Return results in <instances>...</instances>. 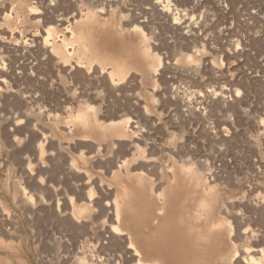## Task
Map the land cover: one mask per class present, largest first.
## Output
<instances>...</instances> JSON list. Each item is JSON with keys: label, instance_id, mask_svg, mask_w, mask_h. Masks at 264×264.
I'll return each mask as SVG.
<instances>
[{"label": "rangeland", "instance_id": "obj_1", "mask_svg": "<svg viewBox=\"0 0 264 264\" xmlns=\"http://www.w3.org/2000/svg\"><path fill=\"white\" fill-rule=\"evenodd\" d=\"M121 1L124 6L131 0ZM165 2L170 18L151 0H136L138 25L149 36L148 50L138 54L176 64L156 66V74L132 69L115 95L107 89L105 74L83 78L56 67L53 57H43L36 47H7L19 34L53 26L46 18L24 11L16 25L0 20V264H117L124 255L125 264H134L136 257L122 252L127 235L140 246L135 227L127 219L118 223L124 228L122 245L99 228L104 216L93 211H101L98 204L105 202L113 211L117 195L133 198L131 172L136 164L147 165L146 158L152 159L143 169L149 199L157 201L155 194L172 181L174 168L178 175L185 172L192 186L195 198L186 205L190 216L180 212L185 207L175 211L174 229L184 234L198 220L200 199H210L212 211L233 215L228 219L239 232L263 234L258 241L264 247V0ZM62 7L75 8L68 0ZM162 15L168 22L183 16L187 26L174 31ZM101 29L94 31L95 39ZM112 35L108 43L123 50L142 43L137 34L136 40L119 30ZM184 55L190 56V66L197 64L196 73L178 70ZM22 61L30 65L20 66ZM207 92L215 93L214 100L196 105ZM182 98H188L186 106L180 105ZM215 99L226 103L219 107ZM117 112L138 125L131 159L126 147L111 144L104 134L108 122L119 120L109 118ZM41 134L47 142L40 149ZM114 154L129 163L111 168ZM88 197L94 202L89 207ZM158 215L152 211L143 232L153 229ZM224 240L231 244L228 235ZM239 240L237 248L249 244Z\"/></svg>", "mask_w": 264, "mask_h": 264}, {"label": "bare ground", "instance_id": "obj_2", "mask_svg": "<svg viewBox=\"0 0 264 264\" xmlns=\"http://www.w3.org/2000/svg\"><path fill=\"white\" fill-rule=\"evenodd\" d=\"M63 1L14 0V4L8 5L5 4V0H0V20L5 21L8 27L12 25L10 23L15 22L16 25L23 21L24 11L27 14H32L38 20L44 17L46 21L53 23V26L40 27L27 35L22 36V34H19V37L9 42V46L7 45V47L13 50L36 47L42 53L43 57L49 59L52 56L51 62L56 67L83 78H93L96 74H105L108 76L106 83L107 89L114 95L119 91L121 84L131 74L132 69L136 70L137 67L138 69L142 68L144 71L148 69L149 72L156 74V66L168 68L176 64L175 62H173L174 64L170 63L163 56H152V59L149 60H147L148 55L146 57L139 56L138 53H140V50H148L149 47L146 42L149 36H146L141 25H138L141 19L138 20V16H136V0H131L130 3L128 1L129 4L124 6L121 5V0H68L75 7L72 10L64 9L62 7ZM84 1L87 3L86 7L84 9L79 8V4ZM151 1L157 10L172 14L170 4L167 2L163 3L164 0ZM162 16L167 21V25L172 27L174 31H179V33L187 26L183 16L180 18L173 16L172 21H169L170 23L167 17L171 15H167V17L165 15ZM97 28H102L101 30H103L101 33H97L96 31L97 38L100 37L99 40L95 39L96 37L94 36V31ZM118 30L121 34L126 33L128 36H134L135 40L137 34L138 38L142 40V43L136 45L135 41L124 50L117 46L115 47L110 42L108 43L106 38L112 37V34ZM3 32L9 35L13 34V30L9 28H5ZM2 47L3 45L0 46V50ZM195 50L192 52L193 54ZM185 57L183 58V63L178 67V70L192 74L196 73L197 64L195 63L193 66H190V56ZM92 63L97 66L94 67ZM27 64L30 65L22 61L20 66ZM214 94V92H207L205 97L200 95L195 100L196 105L204 104L206 106L211 103L214 100ZM179 102L183 106L188 102V98L187 100L182 98ZM214 102H217L220 107L221 105L224 106L226 100L220 99ZM199 107L195 108V111L198 112ZM125 114V112H117L114 115H110L111 117L109 118L115 117L119 120L108 122L105 126L107 129L104 134L111 138V144H115L118 147H126L129 153H131L129 157L131 159L135 154V132L138 125H136L137 122L135 119L123 118ZM82 136L88 137L87 134H83ZM41 139L43 143H40V149L47 142V136L41 134ZM125 139L128 141L122 143V140ZM82 140H86V138ZM129 158L121 159L119 155L114 154L113 160L111 159L109 163H111V168H117L119 170L129 163ZM145 161L149 163L147 165L136 164V171L131 172V182L128 187L130 191L134 192H132L133 198L128 199L117 195L115 200L112 201L113 211L110 210L109 206L111 203L109 204L108 202L103 203V206L102 204H98V208L101 211H93V213L98 212L104 216L99 224V228L101 230L108 229L110 239L112 238L122 245L125 242V238L121 236L124 234V228L119 227L118 223L121 219L125 221L127 219L129 224L135 227L136 230H134L138 232L141 239V242H139L140 246H138L137 241L135 243L136 245L133 244L130 241L131 236L127 235L126 240H128L129 244L127 246L124 245V248L122 247L125 249L122 253L126 254L130 252L129 254L132 258L136 257L134 264H264V247L258 241L263 234L254 235V233L248 232L247 230L239 232L235 224L232 223L234 225L232 226L228 219V216H231L229 211H212V208H210V199H200L198 206L201 209H197L199 210L197 215L198 220L195 223H188L187 231L184 234L181 229H174L171 224L175 211L178 212L182 208L185 209L186 205H189L192 200L194 201L195 196L192 194V186L185 172H182V175H178L175 170L176 168H174L169 174L172 181L160 187V190L158 189V192L155 194L157 201L151 198L149 199L146 195L147 190L144 184L145 182H143V174L144 170L152 165L150 164L152 159L146 158ZM125 170L127 171V169ZM75 186L73 185V189H75ZM153 189L155 190V187ZM87 204L88 207L94 204L90 197H88ZM176 206L178 207L175 208ZM187 208L184 211H180L186 217L190 216ZM72 210L75 211V208H72ZM92 210H95V208ZM153 210H157L159 214L158 216H153L152 221L156 219V223L151 231L143 232L142 227H144L145 221L151 218ZM123 216L125 219H123ZM231 217L234 219L233 215ZM226 235L230 239V245H227L224 240ZM239 239H248L249 244L237 248L235 243ZM143 253L148 256V259L140 258ZM124 258H121L117 264H125L126 260Z\"/></svg>", "mask_w": 264, "mask_h": 264}]
</instances>
